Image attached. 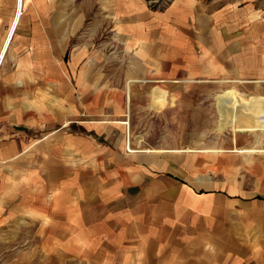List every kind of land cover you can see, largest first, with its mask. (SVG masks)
Masks as SVG:
<instances>
[{
	"label": "crops",
	"instance_id": "1",
	"mask_svg": "<svg viewBox=\"0 0 264 264\" xmlns=\"http://www.w3.org/2000/svg\"><path fill=\"white\" fill-rule=\"evenodd\" d=\"M87 1L35 0L0 51V230L25 222L46 264H264V145L142 148L133 103L113 100L179 71L260 84L264 38L202 1ZM108 30L141 52L126 91L98 88Z\"/></svg>",
	"mask_w": 264,
	"mask_h": 264
},
{
	"label": "rangeland",
	"instance_id": "2",
	"mask_svg": "<svg viewBox=\"0 0 264 264\" xmlns=\"http://www.w3.org/2000/svg\"><path fill=\"white\" fill-rule=\"evenodd\" d=\"M34 1L24 0L23 9V0H0V51L15 16L16 21L21 15H25V12L30 15ZM176 1L144 0L146 7L154 13L165 12ZM197 1L212 4V10H216L215 6H218L229 11L231 14L229 18L227 17L228 23H226L229 29L236 30L239 27L242 31L250 29L253 31L250 37L264 38V0ZM232 24L237 25L238 28ZM8 47L9 45L3 49L0 61L3 60L4 51ZM95 47L97 52L105 55V60L99 62L103 76L98 79V88L105 90L104 85L107 81L110 90L116 88L124 91L127 79L123 77V73L130 68L134 70V63H139L134 61L141 55L139 46L124 45V41L113 38L108 30L103 38L98 39ZM143 67L138 66L136 69L141 73L144 71L145 67ZM117 72L121 73L116 76ZM194 72L190 78L182 76L179 71L174 81L184 82L171 84L174 85L172 89H168L163 84H155L156 87L152 88L148 85L149 94H145L142 102L139 101L137 94L133 95L132 99L128 97L129 93L113 95L114 101L133 103L132 119L137 134L142 138V142L139 143L141 147L150 149L208 147L210 150H217L236 145H240L236 148H246L251 141H260L258 143L263 146L264 96L249 92L248 88L254 90L256 86H264V82L259 84L255 80L256 82L253 83L249 78H241L242 81L238 82L231 77L218 76L216 73L204 79L195 76ZM104 74L107 76L105 77ZM153 96L155 107L160 109L154 110ZM255 101L257 108L253 105ZM135 104L136 107L138 104L137 108ZM87 117L85 114H80L78 119L85 120ZM13 224L7 223L0 230V264H46L40 254L41 238L35 235L36 231L25 229L23 227L25 222L17 223L16 227ZM17 226L22 227L16 229ZM66 264H76V262L66 261Z\"/></svg>",
	"mask_w": 264,
	"mask_h": 264
},
{
	"label": "bare ground",
	"instance_id": "3",
	"mask_svg": "<svg viewBox=\"0 0 264 264\" xmlns=\"http://www.w3.org/2000/svg\"><path fill=\"white\" fill-rule=\"evenodd\" d=\"M18 19H19V18H17V20H18ZM17 23H18V21H15V23H14V25H13V28H12V31H11L12 37H13V33H14V31H15V27H16ZM11 34H10V37H11ZM10 37H9V38H10ZM3 55H5V54H3ZM3 57H4V56H3ZM0 59H1V58H0ZM2 61H3V60L0 61V67H1Z\"/></svg>",
	"mask_w": 264,
	"mask_h": 264
},
{
	"label": "water",
	"instance_id": "4",
	"mask_svg": "<svg viewBox=\"0 0 264 264\" xmlns=\"http://www.w3.org/2000/svg\"><path fill=\"white\" fill-rule=\"evenodd\" d=\"M5 52H6V49H5V51H4V54H5Z\"/></svg>",
	"mask_w": 264,
	"mask_h": 264
}]
</instances>
